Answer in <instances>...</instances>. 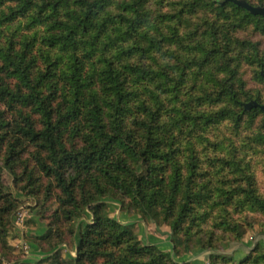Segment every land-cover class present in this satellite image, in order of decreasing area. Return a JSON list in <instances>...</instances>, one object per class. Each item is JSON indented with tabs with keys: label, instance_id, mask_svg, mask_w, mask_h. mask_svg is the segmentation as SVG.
<instances>
[{
	"label": "trees",
	"instance_id": "obj_1",
	"mask_svg": "<svg viewBox=\"0 0 264 264\" xmlns=\"http://www.w3.org/2000/svg\"><path fill=\"white\" fill-rule=\"evenodd\" d=\"M257 33L262 16L218 0H0V249L20 203L6 173L58 207L36 264H193L175 257L264 230V111L244 107L264 104L245 78L264 83ZM108 197L169 226L173 252Z\"/></svg>",
	"mask_w": 264,
	"mask_h": 264
},
{
	"label": "rangeland",
	"instance_id": "obj_2",
	"mask_svg": "<svg viewBox=\"0 0 264 264\" xmlns=\"http://www.w3.org/2000/svg\"><path fill=\"white\" fill-rule=\"evenodd\" d=\"M250 1L251 2H248L252 5L264 6V0ZM254 38L260 40L264 45V35L257 33V35H254ZM245 78L249 81V87H253L256 91H259L260 89L264 91L263 82L257 79L252 80L249 76H245ZM259 118H261V116ZM5 181L14 195L20 199V203L17 211L12 216L11 223L6 228V236L1 242L2 249H0V253L2 255V264H36V260L32 261V258L41 253V250L36 243V237L42 236L46 233L48 223L53 220L55 212L58 209L57 204L54 202H48L46 206L49 205L50 208L44 210V207L42 208V206H40L36 198L33 196H27L15 188L13 178L7 173L5 174ZM262 183L264 187V180H262ZM104 201L107 202V212L111 217L123 222V216L126 214L127 220H129L126 223H134L136 226L135 231L142 241L155 244L165 251H173V244L171 243L169 235V226L156 225L152 221H145L136 213L123 209L121 204L112 198H104ZM139 218L140 220H138ZM134 219H137L138 221ZM90 221H92V217L89 212L84 213L82 219L78 222L76 220V237L79 236V226ZM263 234V227L258 220L254 227L248 230L241 241H222L218 250L227 256L232 255L235 261H240L258 247H261V251H264ZM256 240L258 244L253 250L251 247H253ZM239 244L248 247V252L245 251L246 249H242V246ZM60 248L63 257L73 258L76 256L74 247L62 244L60 245ZM203 254L204 250H196L181 257H175V259L181 263L192 262L193 264H209V257L206 255L205 258L202 256Z\"/></svg>",
	"mask_w": 264,
	"mask_h": 264
},
{
	"label": "water",
	"instance_id": "obj_3",
	"mask_svg": "<svg viewBox=\"0 0 264 264\" xmlns=\"http://www.w3.org/2000/svg\"><path fill=\"white\" fill-rule=\"evenodd\" d=\"M221 1H222V3H224V2H232V3L236 4L237 6H240V7L244 8V9H246L252 15H260V16H262L263 20H264V6H261V5L255 6V5H252L251 3H249L246 0H221ZM244 107H245V109H249V110L254 108V107H258L259 109L264 111V104H260V103H258L256 101H249L247 103H244ZM257 244H258V242L256 240L254 245H253V247H251V248L254 250L256 248ZM239 245L242 246V249H246L245 251L248 252L247 251V249H249L248 247H246V246H244L242 244H239ZM204 253L207 255V257H209L212 253L224 254V253H222L219 250H204ZM230 256H232V255H230Z\"/></svg>",
	"mask_w": 264,
	"mask_h": 264
},
{
	"label": "crops",
	"instance_id": "obj_4",
	"mask_svg": "<svg viewBox=\"0 0 264 264\" xmlns=\"http://www.w3.org/2000/svg\"><path fill=\"white\" fill-rule=\"evenodd\" d=\"M124 214H125V213H124ZM123 220H124L123 223H124V222L126 223V222L129 221V220H127V216H126V214L123 216ZM134 220H137V219H134ZM138 220H140V218H139ZM138 220H137V221H138ZM135 227H136V226H135ZM202 256H204V257L206 258V254H205V253H204ZM202 256H201V257H202Z\"/></svg>",
	"mask_w": 264,
	"mask_h": 264
}]
</instances>
